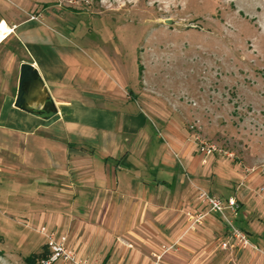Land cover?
<instances>
[{
  "label": "rangeland",
  "instance_id": "1",
  "mask_svg": "<svg viewBox=\"0 0 264 264\" xmlns=\"http://www.w3.org/2000/svg\"><path fill=\"white\" fill-rule=\"evenodd\" d=\"M0 14L11 28L20 26L0 43V112L4 98L12 105L19 63L29 58L25 35L42 27L93 46L113 67L119 93L136 98L149 114L157 139L194 193L197 212L185 213V232L197 234L212 218L201 192L224 200L238 192L231 219L235 223L240 212L252 232L264 231V0H0ZM14 119L0 115V264H24L39 252L46 243L42 227L74 251L78 244L92 248L89 232L78 239L91 224L86 214L61 215L56 208V225L49 223L45 182L33 181L28 171L27 144L13 134ZM202 143L216 152H201ZM217 217L206 247L211 264H264L263 239L256 245L249 240L246 248L236 242L222 247L229 231ZM60 224L69 240L54 229ZM178 250L163 246L162 254ZM162 254L151 255L153 264Z\"/></svg>",
  "mask_w": 264,
  "mask_h": 264
},
{
  "label": "crops",
  "instance_id": "2",
  "mask_svg": "<svg viewBox=\"0 0 264 264\" xmlns=\"http://www.w3.org/2000/svg\"><path fill=\"white\" fill-rule=\"evenodd\" d=\"M0 22L10 32L4 40L20 27L11 28L1 14ZM23 46L29 58L18 67L27 62L38 69L54 111L37 117L13 103L6 106L9 100L4 98L0 115L17 118L11 130L17 137L23 135L27 144L26 164L33 181L45 182L52 209L45 213L49 223L56 225V208L61 211L57 214H86L90 219L78 239L89 232L97 244H78L74 252L93 264H153L151 255L176 245L179 250L162 254L160 264H211L212 251L206 247L211 243V219L219 218L211 212L197 234L185 232V213L197 212L194 193L157 139L149 114L136 98L119 93L108 60L93 46H79L42 27L25 35ZM11 53L16 54L13 49ZM237 223L251 233L254 245L264 240V231L252 232L240 212ZM62 227L54 229L65 233ZM64 235L69 240L70 235ZM102 250L106 253L99 261Z\"/></svg>",
  "mask_w": 264,
  "mask_h": 264
},
{
  "label": "built area",
  "instance_id": "3",
  "mask_svg": "<svg viewBox=\"0 0 264 264\" xmlns=\"http://www.w3.org/2000/svg\"><path fill=\"white\" fill-rule=\"evenodd\" d=\"M201 152L211 154L216 152L212 145L202 143L200 145ZM199 200L204 203L209 211L220 216L225 222L229 235L227 241L222 247H233L236 242L243 248L251 246L247 236L235 225L233 216L237 215L238 203L234 198L221 199L209 193L201 192L198 196ZM40 233L45 237L47 248L50 252L49 256L41 259L38 264H90L87 260L81 259L77 254L65 243V239L56 238L53 232H48L46 227L40 229Z\"/></svg>",
  "mask_w": 264,
  "mask_h": 264
},
{
  "label": "water",
  "instance_id": "4",
  "mask_svg": "<svg viewBox=\"0 0 264 264\" xmlns=\"http://www.w3.org/2000/svg\"><path fill=\"white\" fill-rule=\"evenodd\" d=\"M13 107L37 117H46L54 111L44 81L38 69L30 63L20 64Z\"/></svg>",
  "mask_w": 264,
  "mask_h": 264
},
{
  "label": "trees",
  "instance_id": "5",
  "mask_svg": "<svg viewBox=\"0 0 264 264\" xmlns=\"http://www.w3.org/2000/svg\"><path fill=\"white\" fill-rule=\"evenodd\" d=\"M140 76H142V66H140ZM235 225L242 231L245 232L244 229H242L239 224L237 223V220H235ZM50 254L47 244L45 243L39 252L31 253L30 255L26 256L23 259L24 264H38L41 259H44L48 257Z\"/></svg>",
  "mask_w": 264,
  "mask_h": 264
},
{
  "label": "bare ground",
  "instance_id": "6",
  "mask_svg": "<svg viewBox=\"0 0 264 264\" xmlns=\"http://www.w3.org/2000/svg\"><path fill=\"white\" fill-rule=\"evenodd\" d=\"M8 32H9V29L7 28L5 23L0 22V43L5 39V36Z\"/></svg>",
  "mask_w": 264,
  "mask_h": 264
}]
</instances>
